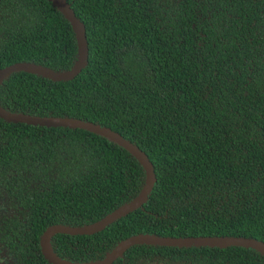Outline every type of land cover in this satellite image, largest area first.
<instances>
[{"label":"trees","instance_id":"trees-1","mask_svg":"<svg viewBox=\"0 0 264 264\" xmlns=\"http://www.w3.org/2000/svg\"><path fill=\"white\" fill-rule=\"evenodd\" d=\"M82 24L86 64L68 81L14 72L0 109L109 129L146 156L154 182L137 209L90 235L50 237L65 262L103 259L137 235L264 244V0H64ZM76 60L49 0H0V69L53 72ZM141 165L82 129L0 119V243L16 264H50L49 227L93 224L139 193ZM264 264L242 247L134 245L113 264Z\"/></svg>","mask_w":264,"mask_h":264},{"label":"water","instance_id":"water-1","mask_svg":"<svg viewBox=\"0 0 264 264\" xmlns=\"http://www.w3.org/2000/svg\"><path fill=\"white\" fill-rule=\"evenodd\" d=\"M52 6L58 10L64 19L69 23L71 31L76 41V60L72 66L62 72H53L49 69L30 63H14L0 70V82L7 75L14 72H25L41 76L42 78L51 81H68L76 76L86 64L87 47L82 24L74 17L72 11L64 0H49ZM0 119L6 122L23 123L32 126L41 127H64L68 129H82L90 133L105 138L111 143L123 148L133 158H135L141 165L144 174V183L139 193L128 203L118 207L99 221L83 226L80 228H69L62 226H52L47 228L41 235V250L44 258L50 264H72L60 260L52 254L49 248L48 240L55 234H63L69 236L76 235H90L105 228L107 225L125 214L139 208L145 201L148 192L150 191L154 182V176L151 166L146 159V156L137 148L122 139L116 133L109 129L100 128L97 125H92L88 122H82L73 119H59V118H38L21 114L8 113L0 109ZM134 245H153L165 247H242L252 249L258 252L264 258V244L254 241L252 239L234 238V237H192V238H162L152 235H137L131 236L118 243L103 259L85 264H110L129 247Z\"/></svg>","mask_w":264,"mask_h":264},{"label":"flooded vegetation","instance_id":"flooded-vegetation-1","mask_svg":"<svg viewBox=\"0 0 264 264\" xmlns=\"http://www.w3.org/2000/svg\"><path fill=\"white\" fill-rule=\"evenodd\" d=\"M5 67H7V66H5ZM5 67H2L1 69H3V68H5ZM0 69V70H1ZM3 80V79H2ZM3 199H1L0 198V214H3V213H5L6 212V208L3 206ZM63 235V234H62ZM76 236H79V235H76ZM49 240H50V238H49ZM49 240H48V244H49ZM39 246H40V250H41V238H40V242H39ZM132 247V246H131ZM49 248H50V244H49ZM130 248V247H129ZM128 249V248H127ZM126 249V250H127ZM125 250V251H126ZM50 251H51V248H50ZM52 252V251H51ZM41 253H42V250H41ZM52 254H53V252H52ZM54 255V254H53ZM122 255V254H121ZM121 255H120V257H121ZM54 257H56L55 255H54ZM57 258V257H56ZM119 258V257H118ZM58 259H60V258H58ZM117 259V258H116ZM115 259V260H116ZM156 259L157 260H155V259H150V258H148V259H140V260H138L137 262H135L134 264H175V263H173V262H170V260H168L167 259V257L166 258H163V257H160V256H156ZM60 260H62V259H60ZM115 260L114 261H112L110 264H113L114 262H115ZM72 264H84V263H75V262H71ZM0 264H16V261H15V259H14V257H13V255L11 254V253H9L5 248H4V246L0 243Z\"/></svg>","mask_w":264,"mask_h":264}]
</instances>
